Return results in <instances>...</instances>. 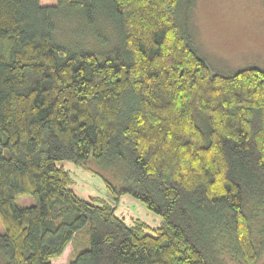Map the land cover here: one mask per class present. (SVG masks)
Listing matches in <instances>:
<instances>
[{"label":"trees","instance_id":"1","mask_svg":"<svg viewBox=\"0 0 264 264\" xmlns=\"http://www.w3.org/2000/svg\"><path fill=\"white\" fill-rule=\"evenodd\" d=\"M192 1L0 0V264H52L77 234L69 264H264V69L212 71ZM60 11L116 46L56 43ZM62 161L161 223L79 196Z\"/></svg>","mask_w":264,"mask_h":264},{"label":"rangeland","instance_id":"2","mask_svg":"<svg viewBox=\"0 0 264 264\" xmlns=\"http://www.w3.org/2000/svg\"><path fill=\"white\" fill-rule=\"evenodd\" d=\"M188 15L192 44L212 71L229 74L245 67L264 69V0H193ZM52 18L55 42L70 50L87 49L100 53L116 46L117 38H112V33L116 32L100 21L89 23L81 14L77 16L65 11L54 14ZM108 38L113 41L108 42ZM59 164L72 176V189L79 196L107 200L127 224L132 222V218L146 222L151 228L161 223L157 214L129 193L113 200L101 176L94 171L69 161ZM32 202L29 195L16 198V203L21 206ZM261 219L258 228L264 233V215ZM83 246V238L77 234L62 255L52 259V264H69L74 251Z\"/></svg>","mask_w":264,"mask_h":264}]
</instances>
